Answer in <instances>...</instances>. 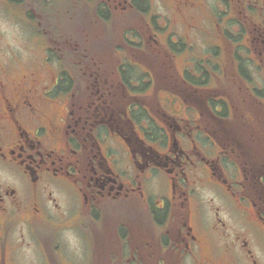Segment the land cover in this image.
<instances>
[{
    "label": "flooded vegetation",
    "instance_id": "flooded-vegetation-1",
    "mask_svg": "<svg viewBox=\"0 0 264 264\" xmlns=\"http://www.w3.org/2000/svg\"><path fill=\"white\" fill-rule=\"evenodd\" d=\"M0 26V264H78L66 230L84 264H264V0H0Z\"/></svg>",
    "mask_w": 264,
    "mask_h": 264
},
{
    "label": "rangeland",
    "instance_id": "rangeland-1",
    "mask_svg": "<svg viewBox=\"0 0 264 264\" xmlns=\"http://www.w3.org/2000/svg\"><path fill=\"white\" fill-rule=\"evenodd\" d=\"M2 28L8 31L5 41L7 43H11L14 46L20 57L27 58L29 56L27 48L33 49V47L31 46L29 40L27 42L28 34L23 31L24 28L22 29L21 25L10 23H3ZM79 221H81L80 218H78V222ZM60 241L69 257L72 259H78V264H84V257L82 258L81 256L84 253L86 246L85 240L80 235H78V238H76L70 230H66L62 233ZM18 264H44L43 256L39 246L37 244H33L30 247H25L19 253ZM112 264L117 263L113 262Z\"/></svg>",
    "mask_w": 264,
    "mask_h": 264
},
{
    "label": "trees",
    "instance_id": "trees-1",
    "mask_svg": "<svg viewBox=\"0 0 264 264\" xmlns=\"http://www.w3.org/2000/svg\"><path fill=\"white\" fill-rule=\"evenodd\" d=\"M86 233H89L88 231Z\"/></svg>",
    "mask_w": 264,
    "mask_h": 264
}]
</instances>
